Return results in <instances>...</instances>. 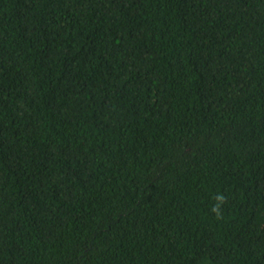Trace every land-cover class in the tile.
Returning <instances> with one entry per match:
<instances>
[{
	"label": "trees",
	"instance_id": "obj_1",
	"mask_svg": "<svg viewBox=\"0 0 264 264\" xmlns=\"http://www.w3.org/2000/svg\"><path fill=\"white\" fill-rule=\"evenodd\" d=\"M0 264H264V0H0Z\"/></svg>",
	"mask_w": 264,
	"mask_h": 264
}]
</instances>
